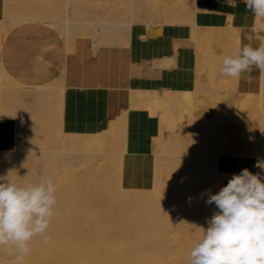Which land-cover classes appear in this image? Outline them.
Instances as JSON below:
<instances>
[{"label": "bare ground", "instance_id": "obj_1", "mask_svg": "<svg viewBox=\"0 0 264 264\" xmlns=\"http://www.w3.org/2000/svg\"><path fill=\"white\" fill-rule=\"evenodd\" d=\"M6 1L10 2L9 5L14 2L13 0ZM132 1L134 0H130L129 10H134V3ZM143 1L145 2V5L140 12L142 13V17L149 18V22L146 24H153L154 22H152V20L158 18L162 19V24L169 23L178 15H181L180 17L182 18V21L194 24L193 16L190 19L185 13L184 8L174 5L170 8L167 6L168 9L165 8L167 10H163L158 7L157 3L148 0ZM26 2L32 3L33 1L26 0ZM26 2H23V4L29 5L28 3L26 4ZM31 3L29 6L25 7L29 9L32 5ZM23 4L14 2L9 9L11 11H13V9L15 10L16 8L14 6H17V8H23L20 7L23 6ZM106 4L103 5L106 6ZM116 4L124 5L122 0H116ZM90 5L88 4L89 7H91ZM33 6L34 8H31L30 10L25 8L27 11L25 14L27 15L22 14V16H20L22 19H15L12 20V22L17 23L21 21L32 22L34 20H43L49 22L52 26H55L57 31H60L63 27L66 28V26L68 29V26H70V28H75L77 26L82 27L85 25L91 32L90 38L94 41V45L91 43L94 51L97 50L100 42L104 39L105 33H108V31H106L107 27L105 29L102 27V25L105 26V20L86 22L80 20L77 21L78 19L75 20L74 18H68L69 16L67 13V17L65 19L63 18L64 20L59 18L64 17L66 9L64 10V13H62L64 14L63 16L61 14L57 17L59 20H56V18H54V20L50 18L40 19L35 13L36 10H38L39 4L35 3ZM239 6H244V4ZM11 7H13V9ZM114 7L115 6H113V8ZM19 8L18 11L21 12L22 10H19ZM97 8L99 9L100 7ZM113 8L111 6V9ZM118 8L119 10L123 9L122 6L121 8ZM25 9L23 8L24 12H26ZM32 9H34V13L29 14L28 11H32ZM85 9H87V7H85ZM240 10L241 9H238V6H236L234 9H231L228 15L224 13L225 11L220 12L213 10L214 12L210 13L211 10H207V12H209L207 15L218 19L225 17L231 18L236 16V14L239 15ZM243 12L245 11L243 10ZM250 13L251 12H249V15L253 16V14L251 13V15ZM23 15L25 16L24 18ZM139 15H137V17ZM2 19H0V29L3 22L8 21ZM134 19L132 17V19H129L126 22L118 23H121V28H125L132 22L139 21V17L137 20ZM188 19L191 20V22ZM256 21L261 25V30L264 31V20L258 18ZM106 25L108 26L107 23ZM117 27L118 26H116V28ZM253 27L255 26L253 25ZM64 30L65 29H63V31ZM63 31L61 30V32ZM67 31H69V29L66 30V32ZM67 33L66 36L69 34ZM61 34L65 35V32ZM103 46L105 45L103 44ZM91 49L90 45V50ZM1 67L2 66H0V69ZM260 77L262 78V82L260 81L261 83H259V90H262L261 88L264 87V77L261 75ZM58 84H56V86H58ZM60 85L59 87L62 94L58 88L57 91L59 92L56 93L61 94V98H57L61 100L58 105L55 103L57 105L56 107L55 105L52 106L54 108H52V112L54 111L55 115L53 114V117L55 116L58 125L63 127V129L70 123L78 122L96 126L105 118L117 114L126 106H129L130 108L138 107L148 113V115L156 114V116H158V110H154V105H157V108H159L158 105H161V108L164 109L166 107L168 108V106L175 107L177 112L180 108L182 110H180L181 113L184 112L187 114L190 122H197L195 127L193 126L194 124L192 125L191 123V130L194 132H197L199 129V131L206 129L207 132L209 131V135L213 134L211 133L212 131L215 132L213 137H216L219 133V131L216 130L222 129V121L220 122L218 119H195L191 115V93H158L155 91L148 92L146 90L147 92L133 91L128 95L122 96L119 94L106 95L95 91L90 92L72 89L69 91V89ZM37 88H40V85ZM35 89L34 91H29L30 86L27 87L13 82L2 70H0V93L2 91L8 92L19 100H24L23 98H26V96L40 99L45 92L41 89ZM76 93L78 94L76 95ZM54 96L56 95L54 94ZM77 98L79 100H76ZM262 99L263 98H261V100ZM42 104L45 105V103ZM97 107L102 108V110L100 112L95 111L88 113L86 114L87 116H85V113L82 111L83 108L93 109ZM171 107L168 109H171ZM33 110H31V112H33ZM164 111V113H166V110ZM171 111L169 110L167 112L170 113L169 115L166 113L169 116L168 121L171 119L170 117L173 118V114L176 113L174 110L173 112ZM27 112L29 113V111ZM160 112L161 111L159 110V113ZM120 113L118 116L119 118L117 117L114 121H109L107 129H104L101 133L96 132L94 135H86V133H83V135H77L66 133L60 128L57 134L59 137L56 138V140L53 138V141H49L47 138L48 141H45L44 138H42L44 142L37 141V143L35 142L33 144H29L30 141H27L30 146L22 147V139H20L18 144L20 150L15 148V150L5 149L0 153V175H7L8 172L12 170L10 178L17 180L18 182H35L41 175H50L54 177L57 188V215L53 218L48 232L46 233L48 242L44 243L41 237L35 238L31 244L32 251L29 256L25 258L23 264H189L190 250L202 234V230L198 227L206 228L207 219L217 210L214 204L209 205L205 203L207 200L205 190L210 189L211 192L215 194L221 187L227 184L233 174H238L244 168L250 169L252 166L253 162L248 159H217L218 154L224 156L222 151L216 155L212 154L211 150V153H209L206 149V155H197V159L191 161L189 158V160H187V156H189L188 153L186 154L184 151H182L184 153H181L179 150V152L177 151L176 153H179L180 159H178V156L177 158H175L176 156L173 157L174 155L172 156L171 153H169L171 156H168L167 154L168 158L172 157V161L180 160L178 162H181L182 160L184 162L185 159L187 160V163L191 161V165L196 166L193 167L188 165L189 168H184L183 165L182 169H179L178 174H172L174 170L171 168V164L166 162V159L164 160L166 156H164L163 153H166L164 152L166 149H163L164 147H162V154L155 152L157 155L155 157L147 158V156H145L142 158V167L139 169L137 168L136 171H132L131 169H128L127 166L132 164V160L131 162L129 161V156L134 151V145L137 144V142L134 141L135 136L127 135L124 129V127H126L124 126L126 112L123 114L122 112ZM178 113H176L175 116H177ZM163 115L164 114L162 113L161 116ZM165 115L164 120L166 121L165 123H167L165 117L168 116ZM161 116L159 118H161ZM218 122L221 124H219V129ZM213 123L214 127H210L209 124L212 125ZM216 123L217 129L215 130ZM48 124L50 125L51 123ZM45 125L46 124H44V127L46 129L48 128V131L51 130ZM51 126L53 128L54 125L52 124ZM167 126L168 129H175L172 125ZM58 127H56V130ZM37 128L39 129V127ZM169 131H171V129ZM51 132L55 133V129L54 131L51 130L49 133ZM162 132L164 131L162 130ZM168 133H166L167 136L162 135L163 138H167L169 136ZM203 133L204 131H202V134ZM161 134L163 133H157L160 137ZM220 136L221 137L219 138L222 140V134ZM53 137L56 136L54 135ZM117 138L119 139L116 141ZM166 138L165 140L167 142L170 138ZM187 138L189 137L187 136ZM214 139L216 141V138ZM170 140L168 143L172 142L176 145V141H173L172 139L170 142ZM256 140L257 139L255 138V141ZM118 141L120 147H118L119 143H116ZM153 141L154 140H151L150 142L152 143ZM113 142L117 144L115 148L118 147L122 149L120 153L114 152ZM162 142L163 141H160V145L165 146L166 144ZM195 142L198 141L195 140ZM156 146L157 145L152 148L157 150L158 148ZM168 146L171 145L168 144ZM127 147L129 152L125 154ZM259 147L262 149V145ZM176 148L173 150L176 151ZM219 148L221 149L222 146ZM117 150L118 149H116V152ZM173 150H171V152H173ZM203 153L205 154V152ZM261 154L263 153L261 152ZM70 159L71 161L73 160L74 163L71 162ZM164 162L168 163V165L164 164ZM174 163L175 162L173 161L172 165H174ZM111 165L113 168H110ZM148 165H152L154 168L156 167L154 172H152L151 169H147ZM177 166L180 167V165ZM163 168L165 170H163ZM168 168L173 171H170ZM256 171L261 172L262 170L256 167L255 172ZM149 186H151L150 190L144 191V189ZM0 262H2V264H15L13 255L4 249H0Z\"/></svg>", "mask_w": 264, "mask_h": 264}, {"label": "crops", "instance_id": "obj_2", "mask_svg": "<svg viewBox=\"0 0 264 264\" xmlns=\"http://www.w3.org/2000/svg\"><path fill=\"white\" fill-rule=\"evenodd\" d=\"M30 1L40 5L48 0ZM148 1L161 5L164 10L167 6H179L182 0ZM5 4V0H0L2 20L7 19L5 16L10 11ZM242 4L238 3L237 6ZM111 6H117L116 0H80L72 18L79 17L80 21L86 22L83 19L86 14L83 13L97 11L111 15L107 22H120L114 18L116 10L115 7L111 9ZM193 8L194 24L179 21V16L175 17V21L161 25L135 21L128 27H118L116 31H112L101 41L103 43L100 42L96 51L93 50L94 41L90 38L91 32L87 26L73 28L66 39L47 21L8 24L9 21L6 23L8 29L0 36V70L12 81L27 87L58 82L66 89L122 96L133 91L187 92L191 93V99L206 102L208 110L205 117L221 122L220 118L225 117L232 106V99H224L223 104L216 109V97L223 93L216 88L217 78L223 76L219 68L224 56L233 54L245 44L249 27L243 25V22L247 15L236 14L222 19L208 16L207 10H211L210 13L213 10L225 11L228 15L235 8L221 4L220 0H194ZM230 83L231 92L243 98L238 102L240 109L245 112H240L242 122L251 123L250 116L258 103L252 95L254 80L244 75L239 79L231 77ZM125 109L128 110L129 106L122 110ZM101 110L100 107L82 109L85 116ZM122 110L96 126L81 122L76 124L85 130L97 131ZM145 156L150 157L145 151H133L129 156L132 164L127 168L132 171L141 168L142 158ZM151 167L152 165H148L147 169Z\"/></svg>", "mask_w": 264, "mask_h": 264}, {"label": "rangeland", "instance_id": "obj_3", "mask_svg": "<svg viewBox=\"0 0 264 264\" xmlns=\"http://www.w3.org/2000/svg\"><path fill=\"white\" fill-rule=\"evenodd\" d=\"M9 1H11V0H9ZM13 1L14 2H17L18 4H23V2H26V0L25 1L24 0H21L22 3H21L20 0H18V1L17 0H13ZM79 1L80 0H69V1L68 0H50V1L48 0L47 2L41 3L38 6V10H36L35 13L37 14V16H39L40 19H43V18L44 19H49L50 18V19H53V20H54V18H56V20H59V18H61V19L64 18L65 19L67 17V14L69 16L68 18H72V13L77 8V3ZM66 2H67V4H66ZM122 2H123L124 5L118 4L115 7L116 14L114 15V18L117 21H120L121 23H123V22L128 21L129 19H132V17H133V19L136 17L134 20H137L138 17H139L138 20L140 22H145V23H148L149 22V18H146L145 17L146 18L145 19L144 17L141 16L142 13L140 12V10L145 5V2L143 0H134V1H132L134 3V10H129L130 0H122ZM5 3H6L5 5L8 8L13 4V3H11V5H9L10 2H8L6 0H5ZM27 3L28 2H26V4ZM30 3L31 2H29L28 4L30 5ZM35 3L36 2H32L31 3L32 5L30 6L29 9L25 7V6H29V5H25V4H23V6H20V7H23L24 9L26 8L27 10H30L31 8H34L33 4H35ZM193 4H194V0H182L178 4L179 5L178 7L184 8L185 13L191 19L192 16H193V11H194ZM47 5H49V6H47ZM121 6L124 9V11H123V9H120L119 10L118 7L121 8ZM14 7L16 9L14 10L13 7H11L13 9V11H11L9 9L10 11L5 16V18L11 19V20H8V21H10V23H8V24H13L12 20H15V19L16 20H20V18H21L20 16H22V14L27 15V14H25V13H27L26 9H25L26 12H24L23 8H19L18 7L19 10H22L20 12V11H18L17 6H14ZM158 7L161 8V5H158ZM238 9H241L240 10V14L238 16H245L248 13L247 14L248 17L245 18L246 21L243 22L244 23L243 25H246L247 27H249V28H247L248 29V31H247V33H248L247 35L248 36L254 34L252 32V29L253 28H255L257 30L258 29L261 30V28H262L261 25H259V23H257L258 21H256V19H258V18L257 17L255 18L254 15L253 16H250L249 15V11L247 12L246 9H245V5L244 6H238ZM16 10H17V12H16ZM44 10H46L45 11L46 12L45 13V17L43 16V11ZM64 10H65V13H64ZM243 10L245 12H243ZM129 11H131V12H129ZM96 12L97 11H95L94 13H89L87 11L86 13H83V15L86 14V17H83V19L86 20V21H96V20L97 21H101V20H105V26L102 25V27L104 29L107 27V30H106V31H108L107 34H110L112 31H116L117 28L120 26L121 23H118V22H116V23L115 22H107L106 21L107 18L109 16H111V15L106 14V12H104V13H98V12L96 13ZM28 13L29 14L30 13H34V9H32V11H28ZM62 13H64L66 16L64 14H62ZM61 14H62V16L64 15V17L57 18ZM243 14H245V15H243ZM24 15H23V18L25 17ZM137 15H139V16L137 17ZM178 16H179V21H182V18L180 17L181 15H178ZM178 16H176V17H178ZM7 19H5V20H7ZM76 19H78L77 21H79L80 18L79 17H76ZM175 20L176 19L174 17L172 19V22L175 21ZM189 21L191 22V20H189ZM7 22H3L2 26H1V29H0V33H1L0 36L1 37L4 35V33L6 32V30L8 29V27H6V23ZM152 22L157 23V24H162V19L161 18H158V19L152 20ZM193 22H194V20H193ZM106 23L108 24V26L106 25ZM253 25L255 27H253ZM116 26H118V27L116 28ZM113 27H115V28H113ZM121 27L122 26H120V28ZM63 29H65V30L63 31ZM68 29H69V31H67V32L69 34L66 32V30H68ZM68 29H67V26H66V28H64V27L61 28V30L63 32H65V35L64 34H62V35L66 39H68L71 31L73 30V28L72 27L70 28V26H68ZM61 30L59 32H61ZM260 30H258V31L260 33L264 34V31H262V30L260 31ZM63 32H61V33H63ZM66 33L68 34V36H66ZM107 34L105 33L106 37L108 36ZM105 35H104V39H105ZM70 38H71V36H70ZM261 42L262 41L259 40V39H255L254 38L253 40L249 41L246 38L245 44L251 43L255 47V46H259V44ZM260 75L261 74L257 70H253L250 75L249 74H245V76H248V79L254 80V82H255V88H254V90H252V92L254 94H252V95H254L255 99H257V102H258L255 105V112L252 113V115L250 116V119H252V121H250L251 123H248V122H245L244 123V122H242L243 120L240 118V112L243 111V110L240 109V107L238 105V102L241 101V100H243V98L241 96H236V95H234L231 92V88H230L231 87V85H230L231 84L230 83V78L231 77H226V76L223 77V76H220L219 78H217L216 88L219 91L223 92V93L221 95L219 94L216 97V100H215V103L217 105L216 106L217 107L216 109H219V106L223 104L224 99H227V98H231L232 99V106L230 107L229 111L226 113V116L220 118L221 121H222V123H221L222 124V126H221L222 129H220V130H222V131L216 130L217 129V126H216L217 123L215 124V130L216 131H219V133L217 134L218 135L219 142L217 140V135H216V137L215 136L213 137V134L215 135V132H213V131L211 132L213 134H210V135L208 134L209 131L207 132L206 129H203L201 131H199L200 130L199 129V130H197V132L196 131L195 132L192 131L191 130L192 125L194 124L193 126L195 127L197 122L196 121H192V120H191L192 122H190V119H188L187 114L184 113V112L181 113L182 110L180 108L178 109V112H179L178 113L177 112V109H175V107L168 106V108L171 107V109H168L167 107L164 109V108H161V105L160 106L158 105L159 108H157V105H154L155 106L154 107V110H158V114H157L158 116L159 115L161 116L162 113L165 115L169 110L170 111L172 110L171 112H173V110H174V112L178 113L177 116H175L176 113H174L173 114V118L174 119L172 117H170L171 119L169 121H168V118H169L168 115L170 113H167L168 115L167 114L165 115V116H168V117H165V119L167 120V123H165L166 121L164 120V115L161 116V118H162L161 119V118H159L160 116L158 117V116H156V114L155 115H148V113H146L145 111H143L141 108H138V107H136V108H134V107L133 108L132 107L130 108L129 107L128 110L125 109L124 111H122V114L124 112H126V114H125V123H124V126H126V127H124V129H125L127 135H134L135 136V138H134L135 140L134 141H136L137 144L134 145V151L135 152H137V151H145L150 157H153V156L155 157V156H157L156 153L162 154V151H163L162 150V147H164L163 149H166V150H164V152H166V153H163V155L166 156L164 158V160L166 159V162H168V163L171 164V166H172L171 168L174 170V172H172V174L173 173L174 174H178L179 173L178 172L179 169H182L183 165H184V168L185 167L186 168L187 167L189 168L188 165L193 166V167L196 166V165H191L190 162L192 160L193 161L196 160L197 159L196 158L197 155H206L207 154L206 153L207 150L209 151V153H211V151H212V154H216V155L218 153H220V151H222V153H223L224 156H220L218 154L217 155L218 156L217 159H219V160H225V159L226 160H231V159H234V160L248 159V160H250V161L253 162L252 163V166L250 167L249 170L251 172H253V173H257V171L255 172V170H256V165H255L256 162L258 160L264 161V150H263V148H264L263 147L264 146V140H263L264 139V137H263L264 136V115H263V113H264V111H263L264 110V97H263L264 96V89L263 88L264 87L261 88L262 90H259L260 89L259 83L262 82L261 81L262 78L260 77ZM13 82H15V81H13ZM17 84H19V83H17ZM56 84H58V82L51 83V84H48V85H43V86H40V88L30 87V90L29 91H34V89L36 88L35 90H37V89L40 90L41 89V90H43L45 92V94L43 96H41L40 99L39 98H35V97L32 98V97H29V96H28L29 97L28 98L26 96V98L25 97L23 98L24 100H22V99L19 100L14 95H12V94H10L8 92L2 91L0 93V153L3 152V150H5V149L11 150V149H14L15 148L17 150H20L18 148L19 147L18 144H19V140L20 139H22V147H28V146H30V145H28V142L27 141H30L29 144H33L35 142L37 143V141L38 142H44L42 138H44L45 141H48V140L49 141H53L54 139L56 140V138L59 137L57 134H58L60 128H62L61 130H63L66 133L77 134V135H83V133H86V135H89V134L94 135V133H96V132L101 133V132L104 131V129L105 130L107 129L109 121H114V119L115 118L117 119V117L119 116L118 115V116L112 118L113 120L110 119L107 123H104L102 125V127L99 130H97V131L85 130L82 126H80V125H78L76 123L75 124H69V125L66 126V128L63 129V127H61L60 125H58V123H57V121L55 119V116L53 117V114L55 115L54 111L52 112V110L54 109L52 106L55 105V107H56L58 105V103H59V101L61 99H57V98H61V94H62V91L60 90V87H59V85L61 83H59L58 86H56ZM52 85H54V86H52ZM55 86H56V88H55ZM57 88L60 90V93L61 94L56 93V92H59V91H57ZM54 89H56V90H54ZM69 91H71V90L69 89ZM66 92H68V91H66ZM50 93H52V94H50ZM54 94L56 96H54ZM77 94L78 93H76V95ZM261 98H263V99L261 100ZM76 100H79V99L77 98ZM42 103H45V105H43ZM23 105H24V107H23ZM205 105H206V102L205 101H203V100L195 101L192 98L191 99V115L195 119H199V118H201V119H204V118L205 119H211L209 117H205L204 116V114L208 110L207 107H205ZM44 106H46V107H44ZM26 110L29 111V113ZM31 110H33L34 113L31 112ZM159 110L161 111L160 113H159ZM164 110H166V113H164L165 112ZM2 112H3V114H2ZM39 114H40V117H39ZM171 116H172V114H171ZM175 117H176V119H175ZM161 120H164V121H161ZM260 121L263 124H261ZM48 123H51V124L49 125ZM191 123H192V125H191ZM30 124H31V126H30ZM44 124H46L45 126L49 127V129H51L52 131H54V129H55V133L54 132L49 133L51 130L48 131V128L46 129L44 127ZM52 124L55 126V128H54V126L52 128V126H51ZM175 124L176 125L178 124V125L176 126ZM219 124L220 123L218 122V129L220 128V125H221V124L220 125ZM167 125H169V126L172 125V127H175V129L170 128L171 131H169L170 129H168V126ZM165 126H166V128H165ZM209 126L210 127H214V123L212 125L209 124ZM37 127H39V129ZM56 127H58L57 130H56ZM161 128H163V129H161ZM162 130L164 132H162ZM159 131H161V132H159ZM168 131H169V133H168ZM202 131H204L203 134H202ZM178 132H179V134L177 135ZM80 133H82V134H80ZM157 133H163V134H161V137L162 138L160 136H158ZM166 133H168V135H169L168 137L171 140L173 139V141H176L175 142L176 145L174 143H172L170 139L169 140H170V142L172 144L171 143H168L169 140L166 142V140H165L166 137L163 138V136H162V135H166ZM221 134H222V140H220V138H219V137H221L220 136ZM45 135H46V137H45ZM52 135L53 136L55 135L56 137H53ZM37 136H38V138H37ZM176 136H178V137H176ZM187 136L189 138H187ZM19 137H21V138H19ZM151 137H152V139H151ZM211 137H213V138H211ZM16 138L18 139V141H17ZM47 138H48V140H47ZM214 138H216V141H215ZM255 138L258 141L257 140L255 141ZM118 139L119 138H117L116 141ZM151 140H154L153 141L154 143L153 142L151 143L150 142ZM195 140L198 141V142H195ZM156 141H157V143H156ZM160 141H163L162 143H164L166 145L165 146L164 145L161 146L160 145ZM199 142H200V144H199ZM116 143H119V141L116 142ZM116 143L113 144V150H114L115 153H120L121 150H122V149L118 148V147H120L119 146L120 143L118 144V147L115 148L117 146ZM121 144H122V142H121ZM168 144H170L171 146H168ZM216 144L219 147L222 146V148L220 149ZM149 145H152V146H149ZM155 145H157L156 147L159 149L160 152L158 151V149L157 150L156 149L154 150V148H152ZM260 145H262V149H261V147H259ZM179 147H180V149H179ZM175 148H176V151H174ZM116 149H118L117 152H116ZM171 150H173L174 154H173V152H171ZM179 150H180L181 153H184V152H186V154L188 153V155L190 157L187 156V160L190 159L191 161H189V163H187V160H185V159H184V162H183V160L181 162H178L180 160H176V161L173 160L176 164L174 163V165H172L173 164V161L171 160L172 157L168 158V156H171V155L173 156L174 155L173 157L176 156L175 158H177V156H178V159H180L179 158V153H176L177 151L179 152ZM258 150H260V151H258ZM182 151H184V152H182ZM127 152H128V147H127L126 153ZM203 152H205V154ZM261 152L263 154H261ZM169 153H171V155ZM153 154H155V155H153ZM167 154H168V156H167ZM186 154H184V155H186ZM191 157H192V159H191ZM70 161H71V159H70ZM71 162H73V160ZM168 163H165L164 162V164H167V165H168ZM170 164H169V166H170ZM112 165H114V164H112ZM177 165H180V167L177 166ZM111 166H110V168H113V166L112 167ZM175 167H176V169H175ZM155 168L153 166L151 167L152 172H154ZM163 170H165V169L163 168ZM173 170H170V171H173ZM150 188H151V186L145 188L144 191L150 190Z\"/></svg>", "mask_w": 264, "mask_h": 264}, {"label": "clouds", "instance_id": "obj_4", "mask_svg": "<svg viewBox=\"0 0 264 264\" xmlns=\"http://www.w3.org/2000/svg\"><path fill=\"white\" fill-rule=\"evenodd\" d=\"M221 4L245 9L264 20V0H220ZM249 41L259 39V46L244 44L224 56L221 75L241 78L257 70L264 77V34L253 28ZM253 173L248 168L233 174L227 184L213 194L210 189L206 204L217 209L207 219V227L193 244L189 264H264V161ZM0 175V249L9 251L15 264H23L32 251V241L46 233L57 215V188L54 177L41 175L35 182H18L10 173ZM2 264V262H0Z\"/></svg>", "mask_w": 264, "mask_h": 264}]
</instances>
